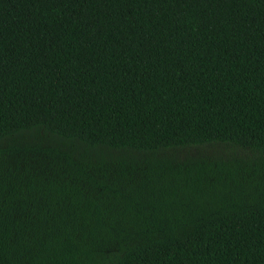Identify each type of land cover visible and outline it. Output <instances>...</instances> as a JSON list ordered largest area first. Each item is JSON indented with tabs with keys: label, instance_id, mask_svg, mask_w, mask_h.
<instances>
[{
	"label": "trees",
	"instance_id": "1",
	"mask_svg": "<svg viewBox=\"0 0 264 264\" xmlns=\"http://www.w3.org/2000/svg\"><path fill=\"white\" fill-rule=\"evenodd\" d=\"M0 264H264V0H0Z\"/></svg>",
	"mask_w": 264,
	"mask_h": 264
},
{
	"label": "rangeland",
	"instance_id": "2",
	"mask_svg": "<svg viewBox=\"0 0 264 264\" xmlns=\"http://www.w3.org/2000/svg\"><path fill=\"white\" fill-rule=\"evenodd\" d=\"M230 147H225L223 145L218 146H209V147H190L185 149L176 150L175 153H169L170 156H174L177 161H184L188 158H204L209 157L216 160L228 161L230 159H244L252 156V152L249 150H238L236 154L232 153V150H229ZM175 154V155H174ZM105 161L109 164L116 163L117 160H124L125 162L138 161L142 158L141 155H122V154H110L104 157ZM159 184L164 183V175L158 176L156 178ZM154 181V180H153ZM151 183L156 188V184L150 181V177L144 176H114L110 175L108 178L104 179L101 184L97 185L92 192H89L90 189H83L81 191L82 196L91 197L102 193L103 197H107L109 202L117 203H138L144 200L145 197H151ZM157 189V188H156ZM76 190L78 191L77 186H62L58 190L47 189L46 187L34 188L31 190L35 195L41 197H60L63 200H72L75 196ZM103 190L107 192H103ZM158 190V189H157ZM161 201V200H159ZM163 201V200H162Z\"/></svg>",
	"mask_w": 264,
	"mask_h": 264
}]
</instances>
